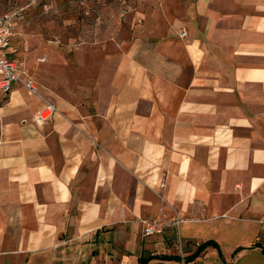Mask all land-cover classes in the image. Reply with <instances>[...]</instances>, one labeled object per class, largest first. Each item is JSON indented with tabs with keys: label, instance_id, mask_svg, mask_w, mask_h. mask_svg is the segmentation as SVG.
Here are the masks:
<instances>
[{
	"label": "crops",
	"instance_id": "0c3cea01",
	"mask_svg": "<svg viewBox=\"0 0 264 264\" xmlns=\"http://www.w3.org/2000/svg\"><path fill=\"white\" fill-rule=\"evenodd\" d=\"M142 16L79 61L37 60L24 32L8 43L0 264H52L88 241L110 246L94 264H237L247 240L218 235L264 224V0H150ZM173 215L140 235L136 219Z\"/></svg>",
	"mask_w": 264,
	"mask_h": 264
},
{
	"label": "rangeland",
	"instance_id": "374dc122",
	"mask_svg": "<svg viewBox=\"0 0 264 264\" xmlns=\"http://www.w3.org/2000/svg\"><path fill=\"white\" fill-rule=\"evenodd\" d=\"M149 1L0 0V15L21 8L13 20V31L9 42L14 35L21 37V32L36 37L40 43L37 50V60H47L51 50H55L62 59H65L70 52L72 54L75 52V60L79 61L85 55V49L89 48L91 49L89 51H92L101 42L114 43L115 38L119 39L116 35L117 31H126L132 24L141 22ZM26 52L28 49L24 47L18 61H24ZM136 222L140 227V235L144 236L141 231V224L137 219ZM179 235L182 236L181 229H179ZM170 236L173 237L170 244L181 256L182 244L181 242L178 243L175 231ZM218 237L222 244H228L236 237L247 240L249 245L242 247L243 253L237 264H264V224H259V229L250 226L242 230L227 229L221 232ZM222 246L225 250L226 246ZM188 247L192 248V245L189 244ZM232 248L233 251L235 247ZM109 249V245L98 244L95 241L81 244L72 242L56 248L59 258L52 264L91 263L94 261L92 256H100L102 255L100 254L101 251L106 252Z\"/></svg>",
	"mask_w": 264,
	"mask_h": 264
},
{
	"label": "built area",
	"instance_id": "2783aa9c",
	"mask_svg": "<svg viewBox=\"0 0 264 264\" xmlns=\"http://www.w3.org/2000/svg\"><path fill=\"white\" fill-rule=\"evenodd\" d=\"M21 8L9 11L0 15V94H6L10 88L11 82L17 80L15 75V63L6 56L5 49L12 35V23ZM184 32L178 33L179 37L184 36ZM23 86L30 92L34 91L33 84L30 80L22 82ZM54 112V106L50 103H45L35 112L33 120L35 124H41L46 121ZM141 224V231L144 236L159 234L168 224L176 225L180 219L175 215L168 219L156 217L152 220L137 219Z\"/></svg>",
	"mask_w": 264,
	"mask_h": 264
},
{
	"label": "trees",
	"instance_id": "16d2710c",
	"mask_svg": "<svg viewBox=\"0 0 264 264\" xmlns=\"http://www.w3.org/2000/svg\"><path fill=\"white\" fill-rule=\"evenodd\" d=\"M211 244L209 241H204L200 244H198L194 250L187 256V259H193L195 256H197L204 248L206 245Z\"/></svg>",
	"mask_w": 264,
	"mask_h": 264
}]
</instances>
